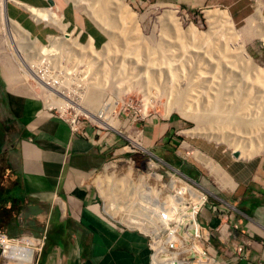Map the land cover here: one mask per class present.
<instances>
[{
    "label": "rangeland",
    "instance_id": "374dc122",
    "mask_svg": "<svg viewBox=\"0 0 264 264\" xmlns=\"http://www.w3.org/2000/svg\"><path fill=\"white\" fill-rule=\"evenodd\" d=\"M54 1H56L54 7L46 6V8L56 10L58 15H62L61 4L74 9L81 20L87 21L88 25L86 27L92 28L98 34L100 37L99 45L93 43L92 46L89 44V41L92 42V38L89 36L88 39L86 38L87 42L85 43L86 39H81L77 32L71 31V27H67L66 32L70 33L72 37L77 36V40L79 39L81 44L77 40L76 43L62 42L58 38L61 35L59 30L43 22L35 23L26 11H23L12 2V4L7 3V13L11 18L12 15L18 14L28 23L29 21L33 23L35 31L30 33V37L36 38L40 44L36 47H26V50H24L25 45H16L18 41L24 43V39L15 37L9 27L0 30V126L5 131L0 148V185H6L9 180L12 181L9 178L11 172L8 169L11 167L10 162L13 160L12 149L15 148L22 131L21 125L13 118L10 110L9 95L11 92L25 93L35 97L38 101L40 99L45 102L44 92L40 87H37L33 80V78L36 79L34 76L36 73H33L37 69V72L40 70L46 71L50 80L62 85L63 88L52 90L58 100L69 104L74 102L77 105H83L86 92L96 89L98 93L96 100L88 106L85 105L88 110L96 115L107 116L105 113L106 107H113L111 114L121 125L116 129L94 122L90 117H86L78 109H75L76 106L74 109L67 108L65 114H62L57 107H51L55 115L61 116L67 121L75 119L71 125L84 122L86 125L92 126L98 131H104L116 139L113 142L114 154L112 158L108 159L107 163L90 178L100 199L99 210L111 222L125 226L106 215L104 211L106 201L103 198L105 196H108L110 201L118 204L119 207L122 206L121 209H125L122 210L123 212L137 216L142 215V210L137 208L139 205H149L152 202L159 204L155 205L153 211L146 208L142 215L144 219L159 227V239L164 238L168 227L178 225L179 221L182 220L186 224L190 223L192 219L188 214L192 211V205L195 201L188 194L179 197L178 191L180 188L177 192L172 189L173 187L169 188V183L186 184L179 180V173H176V171L198 183L195 188L194 186L192 188L206 196L201 205H217L220 208L228 207L227 210L237 211V204L240 199L234 200L232 198L234 196L232 193L234 181L231 179V188H221L216 177L195 159L194 152L212 158L223 170L224 167L220 162L227 159L258 162L264 170V152H261V150L250 157L239 155L235 158L231 154V151L235 149L239 154L240 149L238 148L240 145L241 147H250L251 145V148H254V146L260 148L258 140L264 142L262 129H259L257 133H251L248 126H236L233 124L232 119L234 111H237L236 114H241L243 111L241 116L244 119L253 116H260L264 119V89L259 91L257 95H255L254 90L258 86H264V80L263 78L258 79L260 81L257 80L254 87L246 90L238 80V76V78L235 75L226 76L227 74L221 70V67L219 68L220 71H214L210 67V63L204 54H201L202 52L208 53L202 45H198L200 43L195 40H186V46L182 50L173 37L165 35L173 41L172 45H168L161 32L162 30H160L162 15L166 12H172L178 18L182 27L192 24L199 32H205L210 26L206 18V12L212 9L215 10V8H225L208 7L201 11L185 12L180 8L161 5L154 1L136 5L128 0H107L112 3H117V1L124 3L135 14L132 27L123 22L124 26L131 30L128 36L126 33L118 34L115 42L111 44L105 30L101 29L92 17H89L86 3L75 6L74 0ZM174 9L177 11H174ZM225 10L237 31L234 34L236 44L244 48L253 64L264 70V24L258 19L252 21L251 24H247V19L251 14L250 11L252 12L250 7L245 11L247 14L249 13V17L241 22H236L230 11ZM66 13L68 14V10ZM116 13V10L111 11L110 16L116 17L114 18V21L117 22L115 24L120 26L121 21L119 22L120 18ZM12 19L19 23L18 20ZM65 20L62 18V22L66 23ZM20 25L24 27L22 23ZM49 36H53L57 40V42H53L54 45L50 42ZM156 44H161V46L165 44L166 47H163L168 51H165L166 57H163V59H159L156 54L157 57L152 62L148 57L151 56L150 51L155 48ZM15 50H21L22 53L26 51V54H16ZM190 50H197L200 54L196 51L189 54ZM186 51L188 52L187 55H185ZM170 67L171 69H169ZM170 70L175 74L176 79L171 78L170 73H168ZM188 74L193 79L200 75L202 80L208 77V79L210 78L209 81L207 80L206 83V80H204V82L208 84L211 81L210 83H214L216 90H220L222 98L215 105V109L205 106L207 105L206 99L197 96L199 94L196 91L192 92L194 98L187 95L181 98L182 102L181 99L178 104L175 102V92L184 91L187 88L184 83ZM216 83L219 84L216 85ZM46 85L45 81L42 84L43 88ZM11 87H21L23 89H9ZM214 87L213 90L215 91ZM249 91L251 95L246 96ZM194 92H196V95ZM245 97L251 99H246L245 103L247 104L242 105V108L237 106L234 110L230 108L231 105H235L234 103L237 100H242ZM245 109L246 111H244ZM244 112H248V114H243ZM227 119H230V121ZM169 123L171 127L168 126ZM153 127L156 136L151 139L149 135H153ZM134 139H137L140 144L136 145ZM262 146L261 148L264 150V146ZM149 163H155L154 168H150ZM128 165L132 166V170L126 175ZM121 177H123L122 180ZM144 179L147 180L144 181ZM176 184L174 185L177 188ZM172 201L175 206L177 205L176 207H174ZM167 205L171 208L170 212L166 211L168 208H163ZM231 205L235 209H232ZM158 206L160 207L157 208ZM172 207L175 208L173 211L176 216L175 220L172 216L173 212H171ZM183 207H186V209H183ZM200 207L199 205L194 211V217L197 216L196 213ZM165 212H168L167 216H164ZM165 217L168 218L165 219ZM141 232L150 243L152 236L143 231ZM7 237L9 236L7 235ZM21 237L25 236L18 235L17 238L20 239ZM3 261L0 258V263H3Z\"/></svg>",
    "mask_w": 264,
    "mask_h": 264
},
{
    "label": "crops",
    "instance_id": "0c3cea01",
    "mask_svg": "<svg viewBox=\"0 0 264 264\" xmlns=\"http://www.w3.org/2000/svg\"><path fill=\"white\" fill-rule=\"evenodd\" d=\"M18 1L34 7L50 6L47 0ZM52 1L54 7L56 1ZM128 1L136 5L154 1L185 12L223 7L236 22L249 17L245 12L249 7L250 17L259 7L264 17V0ZM60 9L66 28L71 27L81 39L91 37L92 44L99 45L100 37L86 27L87 21L67 5L61 4ZM12 18L30 33L35 31L31 21L28 23L18 14ZM14 88L23 89H9ZM9 106L22 131L12 149L14 155L8 169L11 175L8 174L11 179L18 176L24 199L19 212L11 210L9 215L18 223L16 229L9 230L2 216L0 232L13 233L10 238L24 235L34 239L35 244L31 245L37 250L31 264H152L146 236L107 219L99 210L100 199L90 181L112 158L116 139L84 122L72 126L43 101L25 93L11 92ZM155 136L153 127L149 137ZM220 163L235 183L232 198L240 199L238 210L202 205L195 217L206 229L202 245L221 264H264V170L258 162L249 160L227 159ZM11 185L9 180L0 189ZM237 247L241 250L237 251ZM0 258L4 260L0 264H5L6 259Z\"/></svg>",
    "mask_w": 264,
    "mask_h": 264
},
{
    "label": "bare ground",
    "instance_id": "6f19581e",
    "mask_svg": "<svg viewBox=\"0 0 264 264\" xmlns=\"http://www.w3.org/2000/svg\"><path fill=\"white\" fill-rule=\"evenodd\" d=\"M8 2H10V3L12 2L14 5L19 7L23 11H26L29 14V16L31 17V19L33 21H35V23L43 22L44 24L50 25V26L56 28L57 30H59L61 35L58 38H60V40L62 42L66 41V42L76 43L77 36L72 37L70 33L66 32L67 23L62 22L63 16L61 14L58 15L56 13V10H52L51 8H46V7L29 6V5H26V4L18 1V0H0V30L7 29L9 27V29L11 30V32L13 33V35L15 37H19V39H24L25 40L24 43L20 42V41H18L16 43V45L17 44L18 45L19 44L25 45L24 50H26V47H36L40 43L36 38H31L30 32L26 28L22 27L17 21L13 20L8 15L7 9H6ZM74 3H75V6L78 4H85L86 3V5H87L86 9L89 11V14H90L89 17H92L93 21L101 29L105 30V32L108 34L109 41L111 44L115 42L118 34L121 35L122 33H126V35L128 36V34L130 33L131 30L127 29V26H124L123 22L126 24L128 23V26L132 27L131 25L134 24V21H135V14L133 13L134 11H131L128 8L129 6L127 7V5L124 3L122 4V2L117 1V3H115V2L112 3V2H109L107 0H74ZM114 10H116V12H117L116 14H117L118 18H120V20H119V22L121 21L120 26H118V25L116 26V24H115V23H117L114 21V18H116V17L110 16L111 11H114ZM174 11H177V10L174 9ZM206 18H207L210 26H209L207 31L199 32L196 29V27L192 24L188 25L187 27H182L180 25V21L172 12H166L161 17V20H160L161 29L160 30H162L161 32L163 33L165 41L167 42L168 45H172V43H173V41L169 37H167V36H171L177 42L178 46L182 50H184V46H186L185 45V42H187L186 40H190V41L195 40L196 42L200 43L198 45H200V46L202 45L203 48L205 49V51L208 53V54H206V53L202 52L201 54H204L205 58L210 63V67H212V69H214V71L219 70V68L221 67V70L225 74H227L226 76H231V75H235L236 77L238 76L239 77V78L237 77L238 80H240L241 84L244 86V88L246 90H250V88L254 87V84L257 83L258 79L261 80V78H263V80H264V70L260 69L257 65L253 64L250 57L245 53L244 48L241 46H238L236 44L234 34L237 31L235 30L234 25L232 23V20L229 17L227 11L224 9H216V8H215V10H213V9L208 10L206 12ZM255 19H258L260 22H262L264 24V17L260 12L259 7L255 10V13L253 15H251L250 18L247 19V24H251L252 21H254ZM115 20L117 21V19H115ZM135 32H136V30L134 31V33ZM165 35H167V36H165ZM49 38H48V40H50L52 45H54L53 42H57V40H55V38L53 36H49ZM77 42L79 44H81L78 40H77ZM89 44H91L93 46L91 41H89ZM108 45H105V46H108ZM164 45L165 44H163L162 46H161V44H156L155 48L152 49V51H150L151 56H149L148 59H151V61L153 62L157 56L159 57V59H163V57H166L165 51H168V50H165L164 47H166V46H164ZM188 46H190V45H188ZM198 48H200V47H198ZM192 49H194V48L192 47ZM197 50H194V51L190 50L191 52L189 51V54H192L195 51L197 52ZM199 50L201 51V49H199ZM169 51H171V50H169ZM14 52L16 54L22 53L21 50H15ZM187 53L188 52L186 51L185 55H187ZM25 54H26V51L22 53V55H25ZM156 54H157V56H156ZM198 54H200V53H198ZM182 55H184V54H182ZM207 55H208V57H207ZM179 56H181V55H179ZM181 62H183V61H181ZM169 69H171V67ZM102 70H103V68H102ZM155 72H157V71L155 70ZM168 73H170L171 78L176 79L175 74L173 72H171V70L168 71ZM33 74H35L34 76L36 79L33 78V80L37 84V87H40L42 89V91L44 92V96H45V102L44 103L48 107L55 106L60 110V112L62 114H65L67 108L74 109V107L76 106L75 109H78V111H80L81 113L86 115V117L87 116L90 117L94 122H96L102 126L110 127L113 129H116L117 127L121 126L120 122L114 117L113 114H111V110L113 109L112 106H111V108L106 107L105 113L107 116H103L102 114L96 115L95 113L88 110V108L86 106L92 104V102L96 100V97L98 94L96 89H94V91H90L88 93L86 92V95L84 96L85 98H84V104L83 105H77L74 102H71L69 104V103H65L63 101H60L56 98V96L52 92V90H54L55 88H63V87L61 84H56V81L50 80L48 78V75L46 74V71L40 70L37 72V69H36ZM186 76H187V80L184 84H186L185 86L187 88L184 91H176L175 92V97H174L175 102L178 104L179 100L183 96H187V95H189V97L192 98L194 95V94L192 95V92L196 91V92H198L197 94H199L197 96H200V97H203V99L204 98L206 99L205 101H206L207 105L204 104L205 106H208V108L215 109V105L219 103V101L221 100L222 97H221L220 90L219 89L216 90V88L214 87V85H213L214 83L211 84L210 83L211 81H210L208 83L210 85L206 84L210 78L208 79V77H207V79H204V80H206L205 81L206 83H205L204 80L201 79V77H200L201 75L200 76L198 75L199 77H195V79L191 78V76L189 74ZM203 77H205V76H203ZM215 79H217V78H215ZM260 80H258V82ZM45 81H46L47 85H46V87L43 88L42 84ZM218 84L216 83V85H218ZM213 87H214L215 91L213 90ZM91 89H93V88H91ZM263 89H264L263 85L256 87L254 89L255 95H257V93ZM251 91H253V90H251ZM196 92H194L195 95H196ZM169 93H170V91H169ZM249 95H251L250 91L246 93V96H249ZM197 96H195V97H197ZM240 98H243V97H240ZM246 99L249 100L251 98L245 97L242 100H237L236 103H234L235 104L234 106L231 105L232 104L231 103L232 101H231L229 104L233 107H231L230 105L229 106L232 110L235 109V106H237L238 108H242V105L247 104V103H245ZM181 102H182V99H181ZM227 106H228V104H227ZM246 109L244 111H246ZM183 110H185V109H183ZM212 111L214 112V110H212ZM256 111H258V110H256ZM235 112H237V111H234V114L232 116L234 125H236V126H240V125L248 126L251 133H257V131L259 129H262L263 133H264V119H263V117L260 118V116L259 117L253 116L254 118L252 117L249 119L248 118L244 119V117L241 116L243 111L242 112L240 111L241 114H236ZM248 112H250V111H248ZM248 112L247 113L244 112L243 114H248ZM245 117H246V115H245ZM227 120L230 121V119H227ZM258 142H260V144H259L260 148L258 146L257 147L254 146V148H251V145H250V147H241V145H240L238 148V149H240L239 155H241V156L243 155L245 157H250L259 150H261V152H264V150L261 148V146H262V144H264V142L259 141V140H258ZM134 143L136 145L140 144L137 139H134ZM234 147H236V146H234ZM235 150L237 151V149H235ZM194 157L205 169H207L209 172H211L216 177L221 188H227L228 189V188L232 187V181H231L230 176L217 163H215V161L212 158L207 157V156H205L201 153H198V152H194ZM149 165H150V168H154L155 163H149ZM131 170H132V166L128 165L126 167V172H127L126 175H128V173H130ZM122 178L123 177H121V180H122ZM145 180H147V179H144V181ZM174 184H176V183H173V184L169 183V188L173 187L172 189H174L176 192L180 188V190L178 191L179 197H182L181 195H183V194H188L190 196V198L195 201L193 203V205L190 204V205H192V211L188 214L190 216V218L193 220L194 211H196L197 206L203 202L204 195L202 193L194 190L192 187H189L187 184H183V183H180V185L176 184L178 186L177 188ZM179 186H181V187H179ZM100 195H102V194H100ZM103 198H105V201H106L104 211L106 212L107 215H109V217H111L112 219L116 220L119 223L124 224L126 227L137 228L146 234H150L152 236V239H153V240L151 239L153 242V244H152L153 246L155 244L158 245V243H164L166 241V239L160 240L158 238L159 227L156 226L154 223L149 222L148 220H146L142 217V215L144 214V210L146 208L153 211L152 209H154L155 205H159V204L152 202L150 204L148 203L149 205H145V204L139 205L137 208L142 210V215L137 216L134 214H132V215L127 214V213H125V211L123 212L122 210H125V209H121L122 206L119 207L118 204L111 202L110 199L108 198V196L107 197L105 196ZM116 198H118V197H116ZM168 200H170V199H168ZM172 203H173V201H172ZM129 204H130V202H129ZM164 204H166V203H164ZM173 205H174V207L177 206V205L175 206V203H173ZM159 207L160 206H158L157 208H159ZM174 207H172L173 210L171 212L174 211V209H175ZM163 208H168V209H166V211L170 212V209H171L170 206L167 205L166 207L164 206ZM183 209H186V207H183ZM172 214H173L172 215L173 219L175 220L176 216L174 215V212ZM164 222H165V220H164ZM161 226H163V225H161ZM175 229H177V225H173L169 228V230H175ZM32 239L33 238H31V237L30 238L29 237H22V238L18 239L16 241V243L6 242L5 246H4L5 247L4 255H5L6 260L8 261L7 263L8 264H27L31 259L32 252L36 249V247L33 248L31 245V243L35 244L34 239L33 240ZM183 251H184V249H183ZM19 252H21V253H19ZM15 258H17L19 261L16 260ZM167 261L171 262V259H167Z\"/></svg>",
    "mask_w": 264,
    "mask_h": 264
},
{
    "label": "built area",
    "instance_id": "2783aa9c",
    "mask_svg": "<svg viewBox=\"0 0 264 264\" xmlns=\"http://www.w3.org/2000/svg\"><path fill=\"white\" fill-rule=\"evenodd\" d=\"M74 120L75 119H70L69 123H73ZM176 173H179V180L183 181L186 184L189 183L188 185L190 187L194 186L195 188L197 184L194 181L190 180L179 171H176ZM205 199L206 196L204 195L203 202L205 201ZM203 202L201 204H203ZM221 209L227 210V208L225 207ZM167 215V213L164 214V216ZM167 218L168 217H165V219ZM170 227H168L165 231L164 238H160V240L166 239L164 243H158V245L155 244L154 246L152 245V240L150 241V243H148L151 250L150 261L152 264H221L215 259V257H213V255L209 253L208 249L204 245H202V241L205 240L204 231L206 229L200 226L196 222L195 218L187 224L183 223L182 220L179 221L177 229L175 230H169ZM15 240L16 239L7 238L3 233H0V250L2 255H4L5 252V243H13L15 242ZM236 250L240 251L241 248L237 247ZM32 257L33 253L31 254V259L27 264H30L32 262ZM15 259L18 260L17 258ZM167 259H171V262H168Z\"/></svg>",
    "mask_w": 264,
    "mask_h": 264
},
{
    "label": "trees",
    "instance_id": "16d2710c",
    "mask_svg": "<svg viewBox=\"0 0 264 264\" xmlns=\"http://www.w3.org/2000/svg\"><path fill=\"white\" fill-rule=\"evenodd\" d=\"M4 135H5V131L3 127L0 126V148ZM11 180H12L11 187L10 186L4 188L1 187L0 189V220L2 216H5V226L12 231L16 229L18 223L14 219L11 218L9 219V215L11 213V210L13 213L19 212L20 208L22 207L24 192L21 191L20 187L18 186L19 184L18 176L13 177ZM12 220L14 222L13 224H11ZM9 235H14V234L8 233V236Z\"/></svg>",
    "mask_w": 264,
    "mask_h": 264
},
{
    "label": "clouds",
    "instance_id": "9594fccd",
    "mask_svg": "<svg viewBox=\"0 0 264 264\" xmlns=\"http://www.w3.org/2000/svg\"><path fill=\"white\" fill-rule=\"evenodd\" d=\"M50 7V6H49ZM50 108V107H49ZM51 109V108H50ZM66 120V119H65ZM72 126H75V125H72ZM185 176V175H184ZM187 177V176H186ZM187 178H189V177H187ZM190 180H192V181H194L197 185H198V183L195 181V180H193V179H191V178H189ZM202 206V205H201ZM214 206H217V205H214ZM231 207H232V205H231ZM228 208V207H227ZM232 209H235L234 207H232ZM228 211H230V210H228ZM195 218V217H194ZM196 220V219H195ZM1 233V232H0ZM4 234V233H3ZM6 237H7V235L6 234H4ZM7 238H10V237H7ZM11 239H16V238H11ZM18 239V238H17ZM17 239L15 240V242H13V243H16V241H17ZM33 253V257H34V251L32 252ZM0 256H2L3 258H5V255H2L1 254V250H0ZM33 257H32V260H33ZM6 259V258H5ZM32 263V262H31ZM30 263V264H31Z\"/></svg>",
    "mask_w": 264,
    "mask_h": 264
},
{
    "label": "water",
    "instance_id": "95a60500",
    "mask_svg": "<svg viewBox=\"0 0 264 264\" xmlns=\"http://www.w3.org/2000/svg\"><path fill=\"white\" fill-rule=\"evenodd\" d=\"M47 2H48V4L50 5V7L54 5V2H53L52 0H47ZM149 154L152 155L151 153H149ZM231 154H232V156L235 157V158H237V157L239 156L238 151H236V150L231 151ZM152 156H154V155H152ZM154 157H155V156H154ZM155 158H156V157H155Z\"/></svg>",
    "mask_w": 264,
    "mask_h": 264
}]
</instances>
